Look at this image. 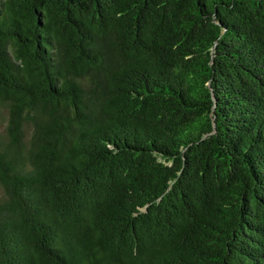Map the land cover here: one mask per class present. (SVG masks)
I'll use <instances>...</instances> for the list:
<instances>
[{"label": "trees", "instance_id": "1", "mask_svg": "<svg viewBox=\"0 0 264 264\" xmlns=\"http://www.w3.org/2000/svg\"><path fill=\"white\" fill-rule=\"evenodd\" d=\"M0 264H264V0H0Z\"/></svg>", "mask_w": 264, "mask_h": 264}, {"label": "rangeland", "instance_id": "2", "mask_svg": "<svg viewBox=\"0 0 264 264\" xmlns=\"http://www.w3.org/2000/svg\"><path fill=\"white\" fill-rule=\"evenodd\" d=\"M3 128H4V113L1 109L0 110V133L3 132ZM0 192H1V188H0Z\"/></svg>", "mask_w": 264, "mask_h": 264}]
</instances>
